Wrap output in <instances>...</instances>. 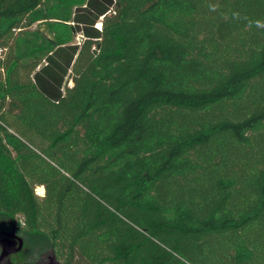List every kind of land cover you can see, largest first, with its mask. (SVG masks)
Here are the masks:
<instances>
[{"label":"trees","instance_id":"obj_1","mask_svg":"<svg viewBox=\"0 0 264 264\" xmlns=\"http://www.w3.org/2000/svg\"><path fill=\"white\" fill-rule=\"evenodd\" d=\"M0 232L14 264H264V0H0Z\"/></svg>","mask_w":264,"mask_h":264},{"label":"water","instance_id":"obj_2","mask_svg":"<svg viewBox=\"0 0 264 264\" xmlns=\"http://www.w3.org/2000/svg\"><path fill=\"white\" fill-rule=\"evenodd\" d=\"M102 18V16H101ZM43 188V187H42ZM22 239L14 232H0V264H14L10 256L21 249ZM38 264H62L53 255L45 258Z\"/></svg>","mask_w":264,"mask_h":264},{"label":"rangeland","instance_id":"obj_3","mask_svg":"<svg viewBox=\"0 0 264 264\" xmlns=\"http://www.w3.org/2000/svg\"><path fill=\"white\" fill-rule=\"evenodd\" d=\"M101 20H102L101 17L97 20L96 24L94 25L96 28H97V24L100 23ZM100 25H101V24H100ZM82 40H83V36H82V34L78 33L77 36H76V39H75V41H74V44H80V42H81ZM44 65H45V63L41 64L40 67H42V66H44ZM40 67H39V68H40ZM39 68H38V69H39ZM64 84L70 86V85L72 84V82H71L70 79L67 77V78H65V83H63V85H64ZM63 90H64V87H63ZM43 195H44V189H43ZM43 195H41V196H43ZM41 261H45V259H42ZM41 261H40V262H41ZM36 264H38V263H36Z\"/></svg>","mask_w":264,"mask_h":264},{"label":"bare ground","instance_id":"obj_4","mask_svg":"<svg viewBox=\"0 0 264 264\" xmlns=\"http://www.w3.org/2000/svg\"><path fill=\"white\" fill-rule=\"evenodd\" d=\"M101 27V25H100V23H98L97 24V28H100ZM36 193L38 194V195H43V188L42 187H38L37 189H36Z\"/></svg>","mask_w":264,"mask_h":264},{"label":"flooded vegetation","instance_id":"obj_5","mask_svg":"<svg viewBox=\"0 0 264 264\" xmlns=\"http://www.w3.org/2000/svg\"><path fill=\"white\" fill-rule=\"evenodd\" d=\"M14 254H15V253H14ZM14 254H12V255H14ZM12 255H11V256H12ZM11 256H10V260H11Z\"/></svg>","mask_w":264,"mask_h":264}]
</instances>
